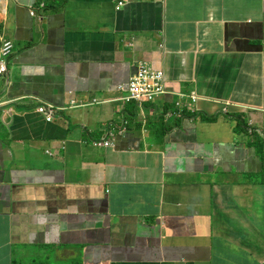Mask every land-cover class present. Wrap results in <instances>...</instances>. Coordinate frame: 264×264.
<instances>
[{
    "label": "crops",
    "instance_id": "obj_1",
    "mask_svg": "<svg viewBox=\"0 0 264 264\" xmlns=\"http://www.w3.org/2000/svg\"><path fill=\"white\" fill-rule=\"evenodd\" d=\"M118 1L0 3V264H264V0Z\"/></svg>",
    "mask_w": 264,
    "mask_h": 264
},
{
    "label": "built area",
    "instance_id": "obj_2",
    "mask_svg": "<svg viewBox=\"0 0 264 264\" xmlns=\"http://www.w3.org/2000/svg\"><path fill=\"white\" fill-rule=\"evenodd\" d=\"M122 5V3H119ZM12 43L6 41L3 44L1 50V57L6 58L11 50ZM6 72L5 62L0 63V77ZM165 75L163 71L156 70L146 62H140L137 65L135 73L131 76L128 85V94L120 99L122 107L130 102H135L138 105H143L144 103H153L158 97L167 93V87L165 83ZM190 102H195V96H187ZM178 106H182L178 103ZM185 106V105H184ZM189 106V104H187ZM38 113L45 117L47 122H52L55 116V110L51 106H44L39 108ZM93 146L97 149L105 148L108 149L113 147L112 141L102 139V141L94 142Z\"/></svg>",
    "mask_w": 264,
    "mask_h": 264
},
{
    "label": "clouds",
    "instance_id": "obj_3",
    "mask_svg": "<svg viewBox=\"0 0 264 264\" xmlns=\"http://www.w3.org/2000/svg\"><path fill=\"white\" fill-rule=\"evenodd\" d=\"M3 1H5V0H0V3L1 2H3ZM119 3H122V5H119ZM117 7H119V8H122L124 5H125V2L124 1H122V0H120V1H118L117 2ZM45 9H46V5L44 4V3H42V4H40V6H39V8H35V7H31V15L33 16V17H36V16H38V17H40L41 18V21H42V15L44 14V12H45ZM37 11L39 12V14L41 15H38V13H37ZM6 41H10L11 43H12V45H13V47H12V50H11V52H10V54L6 57V58H2L1 57V50H2V48H3V44L6 42ZM14 48H15V43H14V41L12 40V39H9V38H6L4 35H0V63H1V61H4L5 62V68H6V72H5V74L3 75V76H1L0 77V79H2V78H6V77H8V75H9V71H8V61L10 60V58L12 57V54H13V51H14ZM187 101L188 102H190L188 99H187ZM73 104H72V106H77L75 103H74V101L72 102ZM179 103H181V102H179ZM191 104H192V102H190ZM196 103V102H195ZM137 104V103H136ZM145 104V103H144ZM182 104V106H179L180 108H181V111H180V115L182 116H184V112H187L186 111V109L188 108V107H190V105L191 104H189V103H187V104H189V106H187V104H185V106H184V104L183 103H181ZM177 105H178V103H177ZM44 106H51V107H53L54 108V110H55V116H54V119H53V121L52 122H54L55 121V119H56V116L58 115V112H59V110H57L54 106H52V105H40V106H38V108L36 109V114L37 115H39L40 117H42L45 121H46V119H45V117H43L42 115H40L39 113H38V110H39V108H41V107H44ZM140 106V105H139ZM142 106V105H141ZM184 107V108H183ZM47 122V121H46ZM52 122H47V123H52ZM109 136L111 137V138H107L106 140H108V141H112V143H113V135L111 134V133H109ZM97 142H99V141H97ZM93 144H94V142H93ZM113 146H114V144H113ZM100 149H102V148H100ZM103 149H105V148H103ZM5 171V170H4ZM7 173V172H6ZM9 174V173H8Z\"/></svg>",
    "mask_w": 264,
    "mask_h": 264
},
{
    "label": "trees",
    "instance_id": "obj_4",
    "mask_svg": "<svg viewBox=\"0 0 264 264\" xmlns=\"http://www.w3.org/2000/svg\"><path fill=\"white\" fill-rule=\"evenodd\" d=\"M185 113L186 112H184V117H185ZM255 145L258 148V150L262 153L263 152V144H262V141L261 142L260 141H256Z\"/></svg>",
    "mask_w": 264,
    "mask_h": 264
},
{
    "label": "water",
    "instance_id": "obj_5",
    "mask_svg": "<svg viewBox=\"0 0 264 264\" xmlns=\"http://www.w3.org/2000/svg\"><path fill=\"white\" fill-rule=\"evenodd\" d=\"M1 170L3 171L2 174H3V176H4V178H5L6 182H7L8 181L9 174L6 173L3 168Z\"/></svg>",
    "mask_w": 264,
    "mask_h": 264
},
{
    "label": "bare ground",
    "instance_id": "obj_6",
    "mask_svg": "<svg viewBox=\"0 0 264 264\" xmlns=\"http://www.w3.org/2000/svg\"><path fill=\"white\" fill-rule=\"evenodd\" d=\"M187 96H188V97H189V96H195V97H196V99H195L196 101H195V102H197V101H198V96L196 95V93H195V92H192V93H190V94H189V95H187ZM195 102H193V101H192V104H194Z\"/></svg>",
    "mask_w": 264,
    "mask_h": 264
},
{
    "label": "rangeland",
    "instance_id": "obj_7",
    "mask_svg": "<svg viewBox=\"0 0 264 264\" xmlns=\"http://www.w3.org/2000/svg\"><path fill=\"white\" fill-rule=\"evenodd\" d=\"M94 147V146H93ZM95 148V147H94ZM97 149V148H96ZM6 228V226H2L1 227V230H4Z\"/></svg>",
    "mask_w": 264,
    "mask_h": 264
}]
</instances>
